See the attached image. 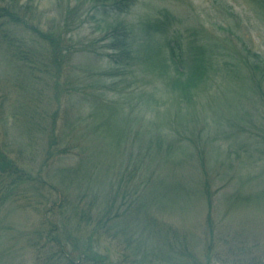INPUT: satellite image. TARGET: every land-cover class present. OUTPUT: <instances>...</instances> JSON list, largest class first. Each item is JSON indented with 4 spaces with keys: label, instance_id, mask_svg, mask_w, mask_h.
<instances>
[{
    "label": "rangeland",
    "instance_id": "1",
    "mask_svg": "<svg viewBox=\"0 0 264 264\" xmlns=\"http://www.w3.org/2000/svg\"><path fill=\"white\" fill-rule=\"evenodd\" d=\"M7 1L18 2L23 10L20 15L46 33H49L50 28H58L60 13L68 5V0ZM250 3L251 0H139L122 18L132 23L141 16L157 14L163 7L171 8L177 12L182 22L179 27L184 34L192 28L204 26L208 31L207 35L216 33L222 41L224 36H228L234 40L235 46L240 47L244 42L264 54V30H260V20L253 14ZM71 16L69 23L74 26L72 20L76 17ZM80 21L83 22L82 26L76 28L77 30L72 28L67 35L70 42L76 44L75 50H79L83 43L96 41L95 48L102 52L99 24L89 21L87 15ZM33 32L35 34V30ZM36 35L30 36L22 27L16 32L17 38L23 39L26 44L28 42L25 48L31 60L40 58L36 54L38 50L44 52L46 49L42 57H49L50 43L42 42L40 46L39 37ZM43 62L48 61L42 59L40 63H35L43 68L50 64L49 61L43 66ZM24 65V60H16L6 45L0 44V145L8 155L17 160L16 164L25 173L36 179L33 184L31 182L20 186L16 204L7 201L0 207V264H42L49 254L44 253L50 251V244L53 245L50 242L45 243L46 239L50 241L46 229L50 232V225L57 222V215H54L57 211L50 212L52 203L59 204L62 196H69L72 202H77V195L86 192L82 190L83 187L79 189V184L67 178L68 176L63 180L60 174L64 168H79L81 160H84L81 157L87 159L93 151H98L97 163L105 164V169L107 166L111 167L115 181L120 176H127L129 171H137L134 182H140L151 176V166L153 180L159 184V189L162 190L163 185L169 184L167 186L171 188L183 187L186 191L190 190L189 197L178 198L175 193H170L164 201L162 196L153 211L162 221L188 232L193 238L194 250L200 257L206 256L207 241L211 237L215 245L213 252L217 250L224 258L222 263L214 264H232L228 260L239 256L240 252L238 250L236 253V246H256L259 249L255 253L264 254V141L259 132L258 138L252 137L242 134L243 131H239L238 126H244L247 122V111L253 117L258 111L256 118L261 120L262 104L257 105L254 100L256 96L249 100L242 99L241 85L235 78L226 77L219 88H212L210 92V95L213 94L212 99L214 98V112L219 109L225 117L219 132L209 130L204 135L197 134L191 141L188 139L186 150L177 147V143L174 150L167 154L165 149L160 150L154 145L150 148V158L145 156L149 147L145 125L155 118L153 114L158 110L147 106L137 108L135 116L139 121L134 124L132 132L126 138H118L113 133L104 134L105 138H98L90 121H84L85 125L79 127L76 125L80 114H90L89 107H85V103L75 106L66 93L56 98L50 80L41 82L36 90L38 93L35 91L32 96L36 84ZM108 67V60L103 55L79 52L77 59L73 60L70 68L67 66V70H72L76 77L89 76V81L85 85H70L68 88L71 89L68 91L73 88V92L85 94L94 85L101 92L102 87L106 86L109 89L107 97L115 98L117 94L112 90L114 85L118 89H128L127 92L149 89L150 83L133 84L130 78L121 83L120 77L104 78L100 85L97 83V75L102 74L101 71ZM137 104V98L132 97V102L123 108V112L131 115L130 108L136 109ZM220 112L217 111L215 116L207 113L208 120L214 123L212 117ZM235 115L239 122L231 121ZM199 116L205 117L203 110L199 112ZM55 121L58 126L56 130ZM261 121L264 123V120ZM55 135L59 151L52 149V152L56 162L48 156L52 136ZM203 161L206 163L205 175L198 172V169L202 171ZM105 180L104 178L103 181ZM204 181L210 182L213 233L208 230L210 208L202 189ZM92 188L99 191L103 188V192L107 193L109 187L93 184ZM82 205L83 203L79 206ZM71 208L72 205L68 206L63 216L66 217L64 225H68V248L72 250L76 263L89 264L83 259L96 253L106 258L101 264H120L119 243L103 235L102 230L96 232L92 224L86 223L79 216L75 218ZM50 220L53 224H50ZM39 231L44 232L43 237L37 233Z\"/></svg>",
    "mask_w": 264,
    "mask_h": 264
},
{
    "label": "trees",
    "instance_id": "2",
    "mask_svg": "<svg viewBox=\"0 0 264 264\" xmlns=\"http://www.w3.org/2000/svg\"><path fill=\"white\" fill-rule=\"evenodd\" d=\"M138 1L68 0V5L60 13L58 28H50L49 33H46L38 26L30 24L25 16L20 15L23 10L18 2L0 0V44L1 46L5 44L16 60L20 62L24 60L26 64L24 67L27 68L28 74L36 84L32 90V96L35 95L34 92L41 82L50 80V86L53 85L56 98L66 93L71 100L73 99L69 101L75 106L85 103V107L88 106L90 109V114L88 116L80 114L76 125L79 127L85 125L84 121H90L98 138H105L104 134L111 133L118 138L119 136L126 138L132 132L134 124L139 121V118L135 116L137 108L147 106L158 110L153 114L155 118L145 125L149 137L148 152L145 156L150 158V148L154 145L160 150L165 149L166 154L174 150L177 143V147L186 150L189 138L191 141L197 134L204 135L209 130H216V133L220 131L225 117L219 109L214 112V98L212 99L213 94L210 95V92L212 88H219L226 77L235 78L240 83L242 99L249 100L254 98L253 96L257 97L254 100L257 105L262 104L260 116L261 120H264L263 52H259L244 42L240 47L235 46L234 40L228 36H224L222 41L216 33L212 36L207 35L208 31L204 26L192 28L184 34L183 29L179 27L182 22L177 12L175 13L171 8L163 7L155 15H144L136 22H127L122 15L128 14L138 4ZM251 2L249 6L253 7L254 13L250 12L259 18L260 30L263 31L264 0H251ZM71 15L76 17L72 20L74 26L69 23ZM84 15H87L89 21L99 24L102 33L99 41L103 43L102 52L95 48L96 41L89 44L83 43L79 50H75L76 44L70 42L67 37L72 28L77 30L82 26L83 22L80 19ZM76 21L79 23L77 24ZM4 26L7 28H3ZM19 27L30 33V36L37 34L40 46L42 42L50 43L49 57H42L46 49L44 52L38 50L36 54H39L40 58L31 60L25 48L28 42L26 44V41L16 36ZM230 32L232 34V30ZM35 43H37L36 40ZM79 52L103 55L107 58L109 67L102 70V74H96L99 78L97 83L100 85L104 78L120 77L122 78L121 83L127 82L130 78L133 84L146 82L151 86L149 85L148 90L127 92L128 89H118L117 85H114L112 90L117 94L115 98L107 97L109 94L106 95V93L109 89L106 86L102 87L101 92L94 85L85 94L75 93L73 88L68 91L71 89L68 88L70 85H85L89 81L87 80L89 76L76 77L72 70H67L73 60L77 59ZM42 59L50 61L47 66L45 65L48 62H43L45 68L36 64ZM30 64L37 67L30 66ZM100 75H102L101 78ZM132 97L137 98L138 104L136 109L130 108L132 114L128 115L123 112V108L130 101L132 102ZM173 100L176 101L171 103ZM239 104L242 105V103ZM162 108L163 111H160ZM202 110L205 117L201 118L199 112ZM217 111L220 113L212 117L214 123L210 122L207 113L215 116ZM245 115L247 122L244 126L238 125L239 131L257 138V132H259L264 141V134H261V131H264L262 127L264 123L256 118L258 111L254 117L249 111ZM231 121L239 122L240 120L235 115ZM57 127L55 121V130ZM55 138L56 135L52 136L48 156L56 162L52 152V149L57 150ZM97 152H91L87 159L82 156L84 160H81L79 168H64L60 174L63 180L68 176L67 178L79 184V189L83 187L82 190L86 192L80 196L77 195V202H72L69 196H62L59 204L52 203L50 212L57 211L54 215H57L58 223L53 224L50 220V224H53L50 225V232L46 229L50 241L46 239L45 243L50 242L53 245L50 244V251L44 253L49 254L42 264H77L72 250L68 248V225H64L66 217L63 214L65 215L70 205H72L71 210L74 211L75 218L79 216L86 223L92 224L96 232L102 230L103 235L119 243L121 247L120 264H214L223 262V256L217 250L213 252L215 251L213 237L207 241L206 251L208 252L202 258L194 250L193 238L188 232L162 221L153 211V207L162 196L164 201L168 199L170 193H175L178 198L180 196L189 197L191 196L190 190L186 191L183 187L171 188L167 186L169 184L162 187L163 180L160 183L163 189H159V184L153 180L151 166L149 167L151 176L143 178L140 182H134L137 171H129L130 175L120 176L119 180L115 181V174H111V167L107 166L105 169V164L96 162ZM16 161L0 145V207L7 201L16 204L20 186L31 182L33 184L36 181L31 175L25 173ZM202 164V171L198 169V172L205 175L207 173L206 163L203 161ZM155 172L157 173V168ZM104 178L105 181H103ZM74 183L71 184L74 185ZM93 184L99 187L108 185V192L104 193L103 188H100V191L92 190ZM204 185L203 193L210 208L208 230L213 233L214 223L211 218L213 202L210 182L204 181ZM51 189L59 192L53 187ZM110 192L112 193L108 195ZM81 203L83 205L80 207ZM44 232L37 233L43 237ZM97 235L101 236L99 233ZM236 248V253L238 250L240 252L239 256L228 260L232 264L264 263V254L255 253L258 247L236 246ZM42 255L43 253L40 257ZM83 260L89 264H101L106 261V258L94 253L85 256Z\"/></svg>",
    "mask_w": 264,
    "mask_h": 264
}]
</instances>
